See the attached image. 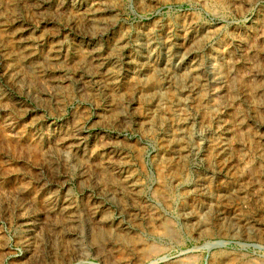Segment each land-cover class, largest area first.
<instances>
[{
    "label": "rangeland",
    "instance_id": "374dc122",
    "mask_svg": "<svg viewBox=\"0 0 264 264\" xmlns=\"http://www.w3.org/2000/svg\"><path fill=\"white\" fill-rule=\"evenodd\" d=\"M204 1L208 4L197 0H112L114 12L110 15L114 26L101 38L96 35V27L84 28L79 21L60 12L50 21L47 16L59 4L56 0L47 1L45 6L39 2L29 5L21 0H0V264H120L126 258H133V264L135 257L146 258L141 259V264H220L225 259L229 260L228 264H264V190L256 200H250L248 193L237 197L233 194L229 199L217 198L221 187L231 188L233 180L212 179L207 175L213 152L205 145L213 138L214 121L209 124L195 119L191 123L193 136L199 139L195 145L200 149L190 155L183 169L177 158L163 151V135L175 120L169 118V107L184 92L181 77L167 79L160 72L166 39L168 43H175L185 27L211 29L214 35L205 39L198 50L203 60L209 50H219L225 42L229 44L233 32L254 39L251 49L257 56L264 50V42L261 44L264 38H256L255 31L256 23L264 21V0ZM15 31L23 34H14ZM150 32L157 48H151L154 56L152 61H146L145 50L135 43ZM116 38L121 39L125 48L114 45ZM90 39L94 42L91 50ZM169 53L172 67H178L174 48H169ZM96 77L109 79L108 86L96 84ZM51 83L59 85V89L55 96L47 97L43 93ZM157 84L162 92L161 103L151 102L149 94ZM111 92L120 99L132 97L134 103L130 108L125 105L117 108L115 117L107 118L112 111L107 99ZM253 109L264 116V105ZM165 112H168V126L164 122ZM119 118L126 123L120 124ZM148 119L152 120L150 130L135 129L138 121L145 123ZM256 127L249 122L248 133L255 134ZM78 129L81 138L71 140L70 135ZM104 141L114 144L111 154L121 155L122 162L112 158L110 164H100L96 158L88 157L95 156L92 150ZM53 144L58 145V151L61 144L79 151H67L63 156L49 148ZM248 147L241 146L234 151L232 159L239 154L241 160L245 157L246 160H240V166L231 170L230 175L244 176L261 170L264 177V159L253 156L248 161ZM48 151L52 153L48 155ZM73 155L80 162L73 163ZM105 158L104 155L103 161L107 162ZM221 162L215 158L211 164L218 169L222 167ZM83 172L86 177L81 176ZM173 176L181 177L179 185L170 184ZM199 177H206L210 182L205 183V192L212 201L210 209L207 198L203 199L192 188ZM126 178L140 186L138 192L128 190ZM215 203L228 213L261 218L262 225L258 231L247 232L227 221H217L213 219ZM185 206L198 210L201 221L205 222L201 228L184 220L181 210ZM158 215H161L159 221ZM162 220L165 224L161 225ZM164 226L171 233L168 230L162 233ZM116 237L122 242L115 240ZM113 241L117 244L111 246Z\"/></svg>",
    "mask_w": 264,
    "mask_h": 264
},
{
    "label": "bare ground",
    "instance_id": "6f19581e",
    "mask_svg": "<svg viewBox=\"0 0 264 264\" xmlns=\"http://www.w3.org/2000/svg\"><path fill=\"white\" fill-rule=\"evenodd\" d=\"M24 4L33 5L36 2H39L42 5H46L49 0H21ZM59 4L54 8L53 13L49 14V20L53 18L52 16L61 13L63 16H71L76 21L80 22L84 28H95L96 27V35L102 37H106L109 34V30L113 28L114 22L111 17V13L113 11L112 0H56ZM153 0H151L152 2ZM198 2H204V0H197ZM229 1V0H228ZM253 1V0H252ZM251 1V2H252ZM149 2V1H148ZM211 2V1H210ZM64 4V8L62 9V5ZM208 3H205L207 5ZM231 4V1H230ZM240 4V2H239ZM36 5V4H35ZM120 5V4H119ZM140 5V4H139ZM245 5V4H244ZM253 6V4H252ZM225 7V6H224ZM215 8V7H214ZM62 9V10H61ZM157 9V8H155ZM215 10V9H214ZM43 11V10H42ZM208 11V10H207ZM233 13V12H232ZM264 13V12H263ZM229 14V13H228ZM238 14V13H237ZM260 16V15H259ZM56 17V16H54ZM5 18V17H4ZM221 18V17H219ZM98 20V23L96 22ZM222 20V18H221ZM51 21V20H50ZM200 21V20H199ZM5 22V21H4ZM236 22V21H235ZM194 23V22H193ZM216 23V21H215ZM49 23H47L48 25ZM230 24V23H229ZM228 24V25H229ZM21 25V24H20ZM167 25V24H166ZM194 25V24H193ZM233 25V24H232ZM24 26V25H23ZM146 26V25H145ZM151 26V25H150ZM226 26V25H225ZM237 26V25H236ZM12 27V26H11ZM143 27V26H142ZM170 27V26H169ZM185 27V26H184ZM229 27V26H228ZM241 27V26H240ZM22 28V27H21ZM78 26L75 25V29ZM141 28V26H140ZM174 28V27H173ZM179 28V27H178ZM224 28V27H223ZM246 28V27H245ZM9 29V28H8ZM230 29V28H229ZM7 30V29H6ZM79 30V29H78ZM123 30V29H122ZM126 30V29H125ZM256 38H264V21L259 20V22L255 25ZM5 32V31H4ZM152 32V31H151ZM145 33L143 35L142 41L135 43L137 47H143L145 50V59L146 61H152L154 56V52H152L151 48H157L156 43L154 42V36L152 33ZM178 32V31H177ZM254 32V31H253ZM7 33V32H5ZM23 34V32L15 31L14 34ZM158 33V32H157ZM156 33V34H157ZM172 33V32H171ZM214 31L209 28H200V29H192L191 27H185L181 32V35L177 38L175 43H168V38L166 39V44L162 47L164 52L161 54L160 61V72L164 73L165 78L172 79L173 77H181L183 82V94L182 98H180L175 105L169 107V118H174L171 122L173 124L170 130L166 131L163 135L164 142L163 146L165 147V151L168 154H172L175 158L178 159L180 165H182V169L186 166L188 159L191 154L200 149V146H196V137L194 138L193 133L191 131V123L196 119L200 122L204 121L211 124L214 121L213 128L211 133L213 138L208 139L205 147L208 151L213 154L212 161L214 163V159H218L222 161V167L214 168L211 164L212 161L209 160L207 173L208 177L214 179H225L228 178L233 180V184L231 188L225 189V187H221L220 192L217 195V198L221 197L222 199H229L231 195L234 194L235 197L243 195L244 193H248L251 195V199H257L261 192L264 190V177H262L261 170L258 172H251L244 176L240 174V176H232L230 175V171L233 169H237L240 166V158L238 155L232 159V155L234 151H236L241 146H249L248 147V156L247 159L249 161V157L260 156L264 159V131L261 126L264 127V116L259 115L257 111H254L253 108H261L264 105V50L261 51L260 56H257V53H253L251 46L253 45V40L250 37L243 34L231 33L232 40H230L229 44H222L221 48L217 50V48L209 50L208 57L206 60H203L198 56V50L202 47V43L205 39L210 38L214 35ZM256 33V32H255ZM13 34V33H12ZM133 34V33H132ZM221 34V33H220ZM223 34V33H222ZM72 35V34H71ZM166 35V34H165ZM173 35V34H171ZM252 35V33H251ZM23 36V35H22ZM25 36L28 34L25 33ZM220 36V35H219ZM24 37V36H23ZM229 37V35H228ZM10 38V37H8ZM7 38V39H8ZM164 38V37H163ZM218 38V37H217ZM49 39V38H48ZM74 39V38H73ZM213 39V38H212ZM223 39V38H222ZM89 40L88 47L91 50L94 46V42ZM114 41V45H119L121 48H125L123 44H121V39L116 38ZM201 41V43H199ZM259 41V40H258ZM2 42V41H1ZM51 42V41H50ZM217 42V41H216ZM264 40L261 41L263 45ZM28 43V42H27ZM67 43V42H66ZM207 43V42H206ZM219 44V43H218ZM221 44V43H220ZM11 45V44H10ZM48 45V44H47ZM123 45V46H122ZM210 45V44H209ZM214 45V44H213ZM212 45V46H213ZM45 46V45H44ZM258 46V45H257ZM74 47V46H73ZM174 48L175 57L179 63V66L172 67L169 48ZM263 47V46H262ZM6 48V47H5ZM4 48V49H5ZM39 48V47H38ZM47 48V47H46ZM45 48V50H46ZM133 50V49H132ZM43 51V50H42ZM73 51V50H72ZM94 51V50H92ZM63 52V51H62ZM202 52V51H201ZM257 52V51H256ZM43 53V52H42ZM74 54V53H73ZM204 54V53H203ZM50 55V54H49ZM52 55V54H51ZM77 56V55H76ZM128 56V55H127ZM152 56V58H151ZM15 57V56H14ZM36 57V56H35ZM130 58V56H129ZM137 58V57H136ZM2 59V58H1ZM62 59V58H61ZM71 59V58H69ZM157 59V58H156ZM176 60V59H175ZM9 61V60H8ZM10 62V61H9ZM72 62V61H71ZM70 62V63H71ZM6 63V62H5ZM25 63V62H24ZM10 64V63H9ZM1 65V64H0ZM153 65V64H152ZM95 68V66L93 65ZM17 68V67H16ZM19 68V67H18ZM17 68V69H18ZM136 68V67H135ZM154 68V67H153ZM12 69V68H11ZM59 71L61 68H58ZM89 69V68H88ZM187 69V70H186ZM13 70V69H12ZM5 71V70H4ZM43 71V70H42ZM41 72V71H40ZM31 73V72H30ZM100 73V72H99ZM42 74V73H41ZM72 74V73H71ZM158 74V73H157ZM28 75V74H27ZM100 77V75H99ZM130 77V76H129ZM164 78V77H163ZM181 79V80H182ZM176 81V80H175ZM29 82V81H28ZM62 82V81H61ZM94 82L98 85L108 86L110 82L109 79L96 77ZM79 84H83L81 79H78ZM126 84V83H125ZM28 85V84H27ZM67 85V84H66ZM33 86V85H32ZM59 86V85H58ZM56 83H51L48 91L45 94L47 97L55 96L59 87ZM132 86V85H131ZM250 86L253 88H250ZM126 87V86H125ZM71 88V87H70ZM154 89L149 93L151 102L161 103L162 92L160 91L159 84H157ZM126 89V88H125ZM61 90V89H60ZM254 90V93L253 91ZM37 91V90H35ZM125 92V91H124ZM147 92V91H146ZM67 93V92H66ZM126 93V92H125ZM129 93V92H128ZM70 94V93H69ZM127 95V94H126ZM16 96V95H15ZM28 96V95H27ZM70 97V96H69ZM140 97V95L138 96ZM20 98V97H19ZM65 99V98H64ZM67 99V98H66ZM107 99H109V108L112 110L106 117L109 118L115 117L113 114L114 111L125 105L130 108L133 105V98L120 99L117 95L107 94ZM74 100V99H73ZM27 101V100H26ZM34 108V107H33ZM81 108V107H80ZM152 108V106H151ZM185 108V110H184ZM43 109V108H42ZM249 109L251 112L249 113ZM189 110V112H188ZM264 110V109H262ZM53 113V110H51ZM168 111V110H167ZM49 112V111H48ZM59 112V111H58ZM210 112V113H208ZM138 113V112H137ZM143 113V112H142ZM136 114V113H135ZM155 112L151 113V117H155ZM165 114V121L168 126V112ZM77 115V114H76ZM208 116V118H206ZM249 116V118H248ZM66 117V116H65ZM90 117V116H89ZM26 118V117H25ZM29 118V117H27ZM150 118V117H148ZM159 118V117H158ZM45 119V118H44ZM23 120V119H22ZM36 120V119H35ZM1 121V120H0ZM27 121V120H26ZM120 124L126 123L123 118L117 119ZM152 120L148 119L145 123L135 124V129L140 130L141 132L148 131L152 128L150 122ZM170 121V120H169ZM198 121V122H199ZM20 122V121H19ZM60 122V121H59ZM199 122V123H200ZM249 122L258 125L256 127L255 134H249L248 124ZM40 123V122H39ZM44 123V122H43ZM96 123V122H95ZM92 125V124H91ZM160 126V125H159ZM37 127V126H36ZM65 127V126H64ZM207 127V126H206ZM205 127V128H206ZM44 128V127H43ZM57 128V127H55ZM253 128V127H252ZM261 128V130H260ZM28 130V129H27ZM251 130V128H250ZM260 130V131H259ZM204 131V130H203ZM13 132V131H12ZM57 132V131H56ZM163 132V131H162ZM241 132L244 133V137L239 135ZM196 133V132H195ZM125 134V133H124ZM141 134V133H140ZM86 135V134H85ZM110 135V134H109ZM204 135V134H203ZM38 136V135H37ZM55 136V135H54ZM82 136L81 131L75 130L70 135L71 140H79ZM24 137V136H23ZM56 137V136H55ZM54 137V138H55ZM64 137V136H63ZM242 137V139H241ZM22 138V137H21ZM46 138V136H45ZM31 139V137H30ZM61 139V138H60ZM59 139V140H60ZM20 140V139H19ZM52 140V139H51ZM56 140V139H54ZM199 141V139H197ZM11 141V140H10ZM27 141V140H26ZM32 141V140H31ZM39 141V140H38ZM57 141V140H56ZM34 142V141H33ZM45 142V140H44ZM31 143V142H30ZM49 143V142H48ZM65 143V142H64ZM24 145V144H23ZM62 148L58 151V145L53 144L51 150L58 152L65 156L67 153H73L74 151L78 153V149H72V146L61 144ZM109 141L100 142V144L96 147V150H92L96 152L95 156H88L89 158H96L99 163H108L109 160L113 158L117 162H122L123 158L121 155L111 154L113 152V146ZM46 147H48L46 145ZM81 147V146H80ZM163 147V148H164ZM39 148V147H38ZM117 148V147H116ZM244 149V147H243ZM246 149V148H245ZM41 150V149H40ZM124 150V149H123ZM53 151V152H54ZM119 151V150H118ZM242 151V150H241ZM74 152V153H75ZM92 152V153H93ZM206 152V151H205ZM52 153L48 151V155ZM65 153V154H64ZM88 154V153H87ZM118 154V153H117ZM161 154V152H160ZM164 154V153H163ZM162 154V155H163ZM207 154V153H206ZM106 156L107 162H104L103 156ZM44 156V155H43ZM60 156V155H59ZM80 156V155H79ZM125 157V156H124ZM152 157V156H151ZM161 157V156H160ZM43 158V157H42ZM45 158V157H44ZM54 158V157H53ZM128 158V157H127ZM195 159V158H194ZM232 159V160H231ZM59 160V159H58ZM246 157L241 160L244 162ZM258 160V159H257ZM57 161V160H56ZM174 161V160H173ZM72 162H80L76 157H72ZM153 162V161H152ZM165 162V161H164ZM171 163V160L169 161ZM37 163V162H36ZM48 163V162H47ZM128 163V162H124ZM158 163V162H157ZM254 163V162H253ZM49 164V163H48ZM93 164V163H92ZM110 164V163H108ZM123 164V163H122ZM206 164V163H205ZM243 164V163H242ZM69 165V164H67ZM116 165V164H115ZM169 165V163H168ZM173 165V164H172ZM237 165V166H236ZM128 166V165H127ZM154 166V165H153ZM175 166V165H174ZM189 166V165H188ZM195 166V165H194ZM252 166V165H251ZM70 167V166H69ZM156 167V166H155ZM169 167V166H168ZM190 167V166H189ZM244 167V166H243ZM85 168V167H84ZM164 168V167H163ZM245 168V167H244ZM39 169V168H38ZM69 169V168H68ZM162 169V168H161ZM171 169V168H169ZM168 169V171H169ZM192 169V168H191ZM202 169V168H201ZM242 169V168H241ZM239 171H243V170ZM264 169V168H263ZM45 170V169H44ZM54 170V169H53ZM71 170V169H70ZM167 171V172H168ZM174 171V169H173ZM204 171V170H203ZM238 171V170H237ZM131 172V171H130ZM179 172V170H178ZM199 172V171H198ZM80 173V172H79ZM84 173V172H83ZM81 176H85L86 172ZM163 173V172H162ZM205 173V172H204ZM242 173V172H241ZM253 173V174H252ZM164 174V173H163ZM256 174V175H255ZM161 175V174H160ZM171 175V174H170ZM173 175V174H172ZM206 175V176H207ZM169 176V175H168ZM184 176V175H183ZM196 176V175H195ZM200 176V175H199ZM205 176V175H204ZM86 177V176H85ZM111 177V176H110ZM167 177V176H166ZM80 179V178H79ZM181 177H171L170 184L179 185ZM198 183L193 184L192 188H194L195 193H199V195L209 201L208 206L209 209L212 207L210 204L211 197L207 195L206 185L207 182L206 177L197 178ZM87 180V179H86ZM165 180V179H164ZM168 181V180H167ZM128 190L132 193L138 192V188L140 187L138 184L131 182L130 179H124ZM218 182V180H217ZM223 182V180H222ZM89 183V182H88ZM117 183V182H116ZM140 183V182H139ZM169 183V182H168ZM207 183H210L209 181ZM215 183V182H214ZM83 185V183H81ZM212 184V183H211ZM187 185V184H186ZM229 185V184H227ZM166 186V185H165ZM168 186V185H167ZM171 186V185H170ZM184 189L186 188L183 186ZM95 188V187H94ZM181 188V187H180ZM113 189V188H112ZM119 189V188H118ZM99 190V188H98ZM156 190V188H155ZM170 190V189H169ZM186 190V189H185ZM209 190V189H208ZM219 190V189H218ZM94 191V190H93ZM119 191V190H118ZM127 191V190H126ZM153 192V191H152ZM157 192V191H156ZM163 192V191H161ZM210 193V192H209ZM214 193V192H213ZM216 193V192H215ZM63 194V193H62ZM161 194V193H160ZM173 194V193H172ZM204 194V195H203ZM206 194V195H205ZM203 195V196H202ZM245 195V194H244ZM43 196V195H42ZM47 196V195H46ZM66 196V195H65ZM64 196V197H65ZM118 196V195H117ZM127 196V195H126ZM143 196V195H142ZM213 196V195H212ZM96 197V196H95ZM99 197V196H98ZM200 197V198H201ZM242 197V196H241ZM43 198V197H42ZM129 198V197H128ZM141 198V197H140ZM216 198V199H217ZM69 199V198H68ZM123 199V198H122ZM133 199V198H132ZM214 199V198H213ZM248 199V198H247ZM128 200V199H127ZM169 200V199H168ZM175 200V199H174ZM177 200V199H176ZM197 200V199H196ZM200 200V199H199ZM245 200V199H244ZM43 201V200H42ZM159 201V200H158ZM203 201V200H202ZM221 201V200H220ZM228 201V200H227ZM164 202H167L164 200ZM177 202V201H176ZM212 202V201H211ZM245 202V201H244ZM253 202V201H252ZM72 204V202H70ZM156 203V202H155ZM200 203V202H199ZM52 204V203H51ZM64 204V203H63ZM70 204V205H71ZM90 204V203H89ZM131 204V203H130ZM197 204V203H196ZM258 204V203H257ZM48 205V203H46ZM62 205V204H61ZM92 205V204H90ZM136 205V204H135ZM262 205V204H260ZM49 206V205H48ZM129 206V205H128ZM132 206V205H131ZM170 206V205H169ZM211 206V207H210ZM213 208V219L215 220H224L227 221L228 224L234 225L235 227H242L244 231H258L260 224V219H251L250 217H243L241 215L235 213L225 212L223 206L214 205ZM130 207V206H129ZM167 207V206H166ZM171 207V206H170ZM194 207V206H193ZM225 207V206H224ZM54 208V207H53ZM97 208V207H96ZM101 208V207H100ZM183 208V207H182ZM262 208V207H261ZM78 209V208H77ZM94 209V208H93ZM72 210V209H71ZM197 210V209H196ZM239 210V209H238ZM45 211V210H44ZM91 211V210H90ZM117 211V210H116ZM198 211V210H197ZM195 212L193 208L184 207L181 210V215L184 220H187L191 225H200V228L204 225V221H201L199 212ZM240 211V210H239ZM261 211V210H260ZM60 212V211H59ZM66 212V211H65ZM72 212V211H71ZM82 212V211H81ZM233 212V210H232ZM53 213V212H52ZM51 213V214H52ZM99 213V212H98ZM135 213V212H133ZM137 213V212H136ZM198 213V214H197ZM69 214V213H68ZM78 214V212H77ZM81 214V213H80ZM89 214V213H88ZM140 214V213H139ZM75 215V214H74ZM98 215V214H97ZM100 215V214H99ZM141 215V214H140ZM143 215V214H142ZM261 215V214H260ZM64 216V215H63ZM153 216V215H152ZM203 216V215H202ZM257 216V215H256ZM20 217V216H19ZM25 217V216H24ZM68 217V216H67ZM82 217V216H81ZM158 221L161 218V215L156 216ZM35 218V217H34ZM63 218V217H62ZM77 218V217H76ZM90 218V217H89ZM137 218V217H136ZM163 218V216H162ZM73 219V218H72ZM92 219V218H91ZM140 219V218H139ZM68 220V219H67ZM83 220V219H82ZM145 220V219H144ZM208 220V219H207ZM32 221V220H31ZM63 221H65L63 219ZM165 220L160 221L159 224H165ZM185 221V222H187ZM25 222V221H24ZM66 222V221H65ZM101 222V221H100ZM172 222V221H171ZM181 222V221H180ZM207 222V221H206ZM215 222V221H214ZM74 223V222H73ZM104 223V222H103ZM150 223V222H149ZM67 224V223H66ZM80 224V223H79ZM188 224V223H187ZM186 224V225H187ZM212 224V223H211ZM226 224V223H225ZM69 225V224H68ZM109 225V224H108ZM128 225V224H127ZM143 225V224H142ZM156 225V224H155ZM168 225V224H167ZM78 226V225H77ZM88 226V224H87ZM102 226V225H101ZM137 226V225H136ZM150 226V225H149ZM209 226V225H208ZM63 227V226H62ZM61 227V228H62ZM74 227V226H73ZM104 227V225H103ZM122 227V226H121ZM145 227V226H144ZM154 227V226H152ZM217 227V226H216ZM215 227V229H216ZM66 228V227H65ZM76 228V227H75ZM149 228V227H148ZM161 228V227H160ZM71 229V228H70ZM77 229V228H76ZM97 229H100L98 227ZM121 229V228H120ZM36 230V229H35ZM66 230V229H65ZM119 230V229H118ZM128 230V229H127ZM155 230V229H154ZM167 229L165 226L162 227V233H166ZM204 230V229H203ZM234 230V229H233ZM97 231V230H96ZM101 231V230H100ZM207 231V229H206ZM79 232V231H78ZM92 232V230H91ZM90 232V233H91ZM119 233H123L122 231H118ZM117 232V233H118ZM126 232V231H125ZM263 232V231H262ZM73 233V232H72ZM71 233V234H72ZM88 233V232H87ZM131 233V232H130ZM151 233V232H150ZM171 233V232H170ZM61 234V233H60ZM59 234V235H60ZM64 234V233H63ZM69 234V233H68ZM138 234V233H137ZM149 234V233H147ZM153 234V231H152ZM174 234V233H173ZM218 234V233H215ZM37 235V233H36ZM39 235V234H38ZM37 235V236H38ZM55 235V234H54ZM67 235V234H66ZM96 235V234H95ZM223 235V234H222ZM228 235V234H227ZM253 235V234H252ZM70 236V235H69ZM116 236V235H115ZM122 236V234H121ZM131 236V235H130ZM196 236V235H195ZM203 236V235H202ZM258 236V234L256 235ZM255 236V238H256ZM244 237V236H243ZM242 237V238H243ZM249 237V236H248ZM91 238V237H90ZM89 238V239H90ZM173 238V236H172ZM230 238V237H229ZM263 238V237H262ZM35 239V238H34ZM40 239V237H39ZM49 239V238H48ZM53 239V238H52ZM60 239V238H59ZM62 239V238H61ZM75 239V238H74ZM241 239V238H239ZM51 240V238L49 239ZM114 240V239H113ZM115 240L120 241V238L116 237ZM125 240V244L128 243ZM128 240V239H127ZM211 240V239H210ZM225 240V239H224ZM65 241V240H64ZM174 241V240H173ZM236 241V240H235ZM66 242V241H65ZM111 246H114V243ZM133 242V241H132ZM25 243V242H24ZM61 243V242H60ZM135 243V242H134ZM226 243V242H225ZM248 243V242H247ZM37 244V243H34ZM95 243H93L94 245ZM117 244V242H116ZM120 244V243H119ZM220 244V243H219ZM224 244V243H223ZM26 245V244H25ZM38 245V244H37ZM72 245V244H71ZM91 244V246H93ZM27 246V245H26ZM63 246V245H62ZM111 246H109L111 248ZM209 246V245H208ZM64 247V246H63ZM62 247V249H63ZM121 247V246H120ZM34 248V247H33ZM36 248V246H35ZM32 249V248H31ZM81 249V248H80ZM79 249V250H80ZM124 249V248H123ZM94 250V249H93ZM73 251V250H72ZM120 251V250H119ZM124 252V251H123ZM94 253V252H93ZM110 253V251H109ZM126 253V252H125ZM131 254V253H130ZM154 254V253H153ZM74 255V254H73ZM78 255V254H77ZM128 255V254H126ZM151 254H149L150 256ZM218 255V254H217ZM84 256V255H83ZM88 256V255H87ZM101 256V255H100ZM103 256V255H102ZM224 256V255H223ZM237 257V255H235ZM69 257V255H68ZM124 257V256H123ZM122 257V258H123ZM151 257V256H150ZM229 257V255H228ZM62 258V257H61ZM146 259L145 257H143ZM142 257H135L133 264H141L143 261ZM233 258V257H232ZM30 259V258H28ZM73 259V258H71ZM120 259V258H119ZM126 260L120 262V264H131V260ZM160 259V258H159ZM54 260V259H53ZM103 260V259H102ZM153 260V259H152ZM43 261V260H42ZM82 261V260H81ZM154 261V260H153ZM228 259L223 260L220 264H228ZM242 261V260H241ZM66 262V261H65ZM236 262V261H235ZM234 262V263H235ZM246 262V261H245ZM256 262V261H255ZM30 263V262H29ZM60 263V262H59ZM58 263V264H59ZM67 263V262H66ZM69 263V262H68ZM116 263V262H115ZM155 263V262H154ZM192 263V262H191ZM195 263V262H194ZM251 263V262H250ZM253 263V262H252ZM251 263V264H252ZM263 263V262H262ZM103 264V263H101ZM184 264V263H183ZM214 264V263H213ZM242 264V263H241ZM261 264V263H259Z\"/></svg>",
    "mask_w": 264,
    "mask_h": 264
}]
</instances>
